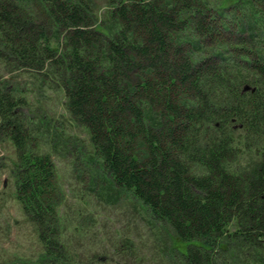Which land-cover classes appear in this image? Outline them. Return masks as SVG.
Wrapping results in <instances>:
<instances>
[{
	"label": "trees",
	"instance_id": "trees-1",
	"mask_svg": "<svg viewBox=\"0 0 264 264\" xmlns=\"http://www.w3.org/2000/svg\"><path fill=\"white\" fill-rule=\"evenodd\" d=\"M94 7L0 0V59L60 88L92 147L67 143L75 167L139 205L169 264L262 261L264 0H109L103 19ZM16 93L0 78L17 197L41 261L80 264L62 241L56 165L35 147Z\"/></svg>",
	"mask_w": 264,
	"mask_h": 264
},
{
	"label": "rangeland",
	"instance_id": "rangeland-1",
	"mask_svg": "<svg viewBox=\"0 0 264 264\" xmlns=\"http://www.w3.org/2000/svg\"><path fill=\"white\" fill-rule=\"evenodd\" d=\"M94 9L100 19L105 18L109 0H95ZM0 78L9 81L16 94L27 100L26 114L35 120L30 125L33 143L52 155L63 190L58 207L62 241L76 261L82 264H169L159 249L166 239L158 237L157 229L147 224L139 205L123 192L104 189L103 182L94 185L87 167H75L73 152L66 148L67 143L78 141L86 152H91L92 147L88 131L72 120L60 88L48 80L41 81L33 71L3 59H0ZM41 115H46L51 126L39 124ZM17 159L13 141L0 132V264H46L41 261L44 244L39 239L37 226L26 215L17 197L14 176ZM245 159L242 154L240 161ZM260 255L263 262L254 260V255L250 261L264 264V246Z\"/></svg>",
	"mask_w": 264,
	"mask_h": 264
},
{
	"label": "water",
	"instance_id": "water-1",
	"mask_svg": "<svg viewBox=\"0 0 264 264\" xmlns=\"http://www.w3.org/2000/svg\"><path fill=\"white\" fill-rule=\"evenodd\" d=\"M246 89H249V87H246Z\"/></svg>",
	"mask_w": 264,
	"mask_h": 264
}]
</instances>
